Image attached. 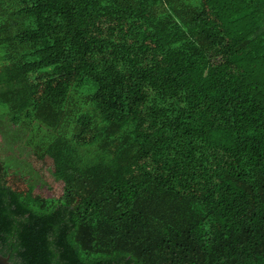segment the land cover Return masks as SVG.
<instances>
[{
	"label": "trees",
	"instance_id": "1",
	"mask_svg": "<svg viewBox=\"0 0 264 264\" xmlns=\"http://www.w3.org/2000/svg\"><path fill=\"white\" fill-rule=\"evenodd\" d=\"M0 104L13 264H264V0H0Z\"/></svg>",
	"mask_w": 264,
	"mask_h": 264
},
{
	"label": "rangeland",
	"instance_id": "2",
	"mask_svg": "<svg viewBox=\"0 0 264 264\" xmlns=\"http://www.w3.org/2000/svg\"><path fill=\"white\" fill-rule=\"evenodd\" d=\"M180 42L181 38L176 36L168 43V47L172 48ZM88 82V80H85L81 84L80 90L82 92L92 90L91 84ZM78 97L82 100L86 98L85 95H72L70 106L75 105L73 101ZM6 109L5 105L0 104V156L11 165L12 171H18L38 184L36 186L37 190L42 191L44 195L60 194V184L51 175V158L46 156L43 159H38L35 156L32 148L31 131L29 128H21L9 123L6 119L8 118ZM41 131L46 132V130Z\"/></svg>",
	"mask_w": 264,
	"mask_h": 264
},
{
	"label": "water",
	"instance_id": "3",
	"mask_svg": "<svg viewBox=\"0 0 264 264\" xmlns=\"http://www.w3.org/2000/svg\"><path fill=\"white\" fill-rule=\"evenodd\" d=\"M0 264H13L9 257L0 253Z\"/></svg>",
	"mask_w": 264,
	"mask_h": 264
}]
</instances>
